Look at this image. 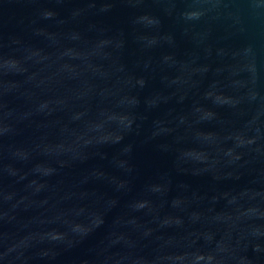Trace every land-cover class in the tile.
I'll return each mask as SVG.
<instances>
[{
	"label": "water",
	"instance_id": "obj_1",
	"mask_svg": "<svg viewBox=\"0 0 264 264\" xmlns=\"http://www.w3.org/2000/svg\"><path fill=\"white\" fill-rule=\"evenodd\" d=\"M0 264H264V0H0Z\"/></svg>",
	"mask_w": 264,
	"mask_h": 264
}]
</instances>
